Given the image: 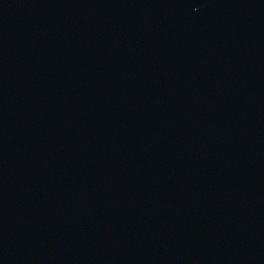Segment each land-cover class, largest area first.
Returning <instances> with one entry per match:
<instances>
[{
	"label": "water",
	"instance_id": "1",
	"mask_svg": "<svg viewBox=\"0 0 264 264\" xmlns=\"http://www.w3.org/2000/svg\"><path fill=\"white\" fill-rule=\"evenodd\" d=\"M0 264H264V0H0Z\"/></svg>",
	"mask_w": 264,
	"mask_h": 264
}]
</instances>
